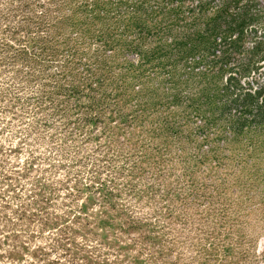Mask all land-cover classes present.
I'll return each mask as SVG.
<instances>
[{
	"label": "rangeland",
	"instance_id": "rangeland-1",
	"mask_svg": "<svg viewBox=\"0 0 264 264\" xmlns=\"http://www.w3.org/2000/svg\"><path fill=\"white\" fill-rule=\"evenodd\" d=\"M0 264H264V0H0Z\"/></svg>",
	"mask_w": 264,
	"mask_h": 264
}]
</instances>
